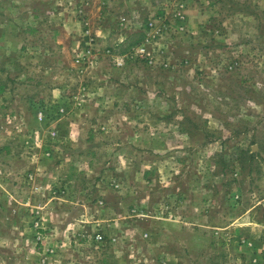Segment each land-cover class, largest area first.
I'll use <instances>...</instances> for the list:
<instances>
[{
    "label": "rangeland",
    "instance_id": "obj_1",
    "mask_svg": "<svg viewBox=\"0 0 264 264\" xmlns=\"http://www.w3.org/2000/svg\"><path fill=\"white\" fill-rule=\"evenodd\" d=\"M0 264H264V0H0Z\"/></svg>",
    "mask_w": 264,
    "mask_h": 264
}]
</instances>
